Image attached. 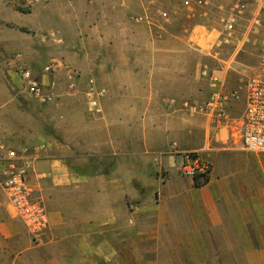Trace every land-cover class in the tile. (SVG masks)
I'll return each instance as SVG.
<instances>
[{
    "label": "crops",
    "instance_id": "0c3cea01",
    "mask_svg": "<svg viewBox=\"0 0 264 264\" xmlns=\"http://www.w3.org/2000/svg\"><path fill=\"white\" fill-rule=\"evenodd\" d=\"M65 1L70 22L90 24L77 38H94L100 57L115 59L92 64L83 54L72 65L24 67L56 83L47 103L33 98L39 113L31 131L17 126L20 119L12 127L6 116L14 99L0 95V139L30 148L29 183L50 214L48 232L34 239L0 187V264H228L234 249L243 263L257 262L264 156L244 151L234 129L182 107L197 90L189 40L165 31L148 33L141 50L129 44L138 39L127 17L142 14L148 0ZM21 62L16 55L6 64L13 84L22 81ZM49 65L54 71L45 75ZM91 79L107 92L99 111L86 96ZM192 153L213 165L203 187L180 172Z\"/></svg>",
    "mask_w": 264,
    "mask_h": 264
},
{
    "label": "built area",
    "instance_id": "2783aa9c",
    "mask_svg": "<svg viewBox=\"0 0 264 264\" xmlns=\"http://www.w3.org/2000/svg\"><path fill=\"white\" fill-rule=\"evenodd\" d=\"M207 11L216 15L207 16ZM133 20L146 23L151 31H159V36L177 26L180 20L194 21L193 27L186 28L187 32L183 34L192 47L197 48L203 38L215 33L217 39L212 47L217 46L219 50L223 44L237 42L233 44H236L238 53L252 28L259 26L264 30V0H148L144 3L143 13ZM246 21L250 26L244 29ZM53 71L49 65L44 74ZM20 75L28 95L41 103L49 101V92L56 88L55 82L46 85L30 68H23ZM199 77L207 86L206 98L202 102L185 101L182 107L207 118L217 129H234L240 135L244 151L264 154V46L257 72L239 89H229L227 71L216 70L209 64L201 66ZM106 94L95 80H89L86 96L92 109L99 111V101ZM237 110L239 116H236ZM31 152L30 148H14L0 139V187L29 234L34 239H42L50 227V214L29 183L34 168ZM212 171L209 159L192 153L187 155L180 172L183 177L207 184Z\"/></svg>",
    "mask_w": 264,
    "mask_h": 264
},
{
    "label": "rangeland",
    "instance_id": "374dc122",
    "mask_svg": "<svg viewBox=\"0 0 264 264\" xmlns=\"http://www.w3.org/2000/svg\"><path fill=\"white\" fill-rule=\"evenodd\" d=\"M79 1L76 0V3L80 4ZM78 10L83 18L84 7L81 6ZM68 12H70V7L67 6L65 0H0V95L5 91L8 98L14 99L13 104L8 106L6 116L8 122L13 125L12 127L15 126L14 119L16 121L20 119L22 125L21 122L20 124L17 122V126L24 131H31L36 125L38 127V123L34 120L32 114L37 115L39 113L33 97L26 93L23 81L13 84L5 77L7 73L6 64L8 65V61L13 56H21L22 69L34 64L44 65L52 60L71 64L73 58L83 59L85 57L83 54L87 56L88 63L92 64H95L97 60L114 61L115 59L110 55L100 57L101 47L94 38L87 41L78 39L76 35L81 25L70 22ZM132 15L129 14L127 17V27L134 32L135 38L138 40L134 41V44H129L141 50L142 47H147V42L142 41V38L147 37L148 39L150 36L148 33L152 34V38H157L159 31H151L146 23H136L132 19ZM208 15L216 14L213 11L212 13L207 11ZM247 17L250 18V15L248 14ZM192 22L190 20H180L177 26L170 28V33L184 38L183 34L187 32L186 28L193 27ZM87 25L90 24H82V31ZM243 26L244 29H247L250 24L246 21ZM123 27L125 26L123 25ZM216 39L217 35L211 33V35L200 41L197 48H191L193 53L192 75L193 81L197 82V90L195 99L192 101L186 100L190 103L194 101L202 102L208 94L206 84L199 77L202 65L209 64L216 70H226L229 89L243 87L249 77L253 76L259 68L260 56L264 46L263 28L259 26L252 28L251 34L245 40L243 38L244 42L238 53L236 52V44H233L237 42L228 45L223 44L219 50L217 46L212 47ZM183 41L185 42V44L183 43L185 49H190L187 41ZM83 42L84 45H82ZM139 58L142 60V57ZM132 59L135 60L134 57ZM138 64L142 65L141 62H138ZM18 72L20 74L21 70ZM239 115L240 111L237 110L236 116ZM237 125L240 127L239 123ZM234 138L239 141L240 135L235 134ZM261 155L264 156V154ZM234 251L228 264H264V256L256 258L257 262L255 263H243L242 252L238 250V255L235 256Z\"/></svg>",
    "mask_w": 264,
    "mask_h": 264
},
{
    "label": "trees",
    "instance_id": "16d2710c",
    "mask_svg": "<svg viewBox=\"0 0 264 264\" xmlns=\"http://www.w3.org/2000/svg\"><path fill=\"white\" fill-rule=\"evenodd\" d=\"M195 183H196V186H197V187H203V186L206 185V184L201 183V182L198 181L197 179L195 180Z\"/></svg>",
    "mask_w": 264,
    "mask_h": 264
}]
</instances>
